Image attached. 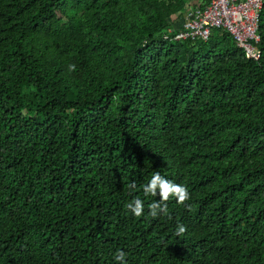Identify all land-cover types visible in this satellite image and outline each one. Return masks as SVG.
Segmentation results:
<instances>
[{
    "label": "trees",
    "instance_id": "trees-1",
    "mask_svg": "<svg viewBox=\"0 0 264 264\" xmlns=\"http://www.w3.org/2000/svg\"><path fill=\"white\" fill-rule=\"evenodd\" d=\"M189 4L0 0V264H264V1L258 59Z\"/></svg>",
    "mask_w": 264,
    "mask_h": 264
},
{
    "label": "built area",
    "instance_id": "built-area-1",
    "mask_svg": "<svg viewBox=\"0 0 264 264\" xmlns=\"http://www.w3.org/2000/svg\"><path fill=\"white\" fill-rule=\"evenodd\" d=\"M264 0H197L189 4L180 20L168 28L165 38L207 40L213 28L227 30L247 57L258 59L259 16Z\"/></svg>",
    "mask_w": 264,
    "mask_h": 264
},
{
    "label": "clouds",
    "instance_id": "clouds-1",
    "mask_svg": "<svg viewBox=\"0 0 264 264\" xmlns=\"http://www.w3.org/2000/svg\"><path fill=\"white\" fill-rule=\"evenodd\" d=\"M71 70H75V65H70ZM135 183L129 185V188H135ZM145 196L151 195L153 197L159 196L160 201L153 202L149 205V215L153 218L164 214L167 215V201L170 198H174L177 203L185 204L190 199V193L186 186L176 184L163 177L159 172L155 173L149 182L143 186ZM136 217H140L144 214V203L137 197L132 202L125 205ZM190 207V206H189ZM186 228L183 225H179L176 230L177 235H183ZM116 260L123 262L125 261V254L121 251L116 255Z\"/></svg>",
    "mask_w": 264,
    "mask_h": 264
}]
</instances>
